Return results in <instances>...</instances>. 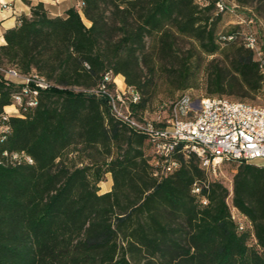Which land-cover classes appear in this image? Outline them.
I'll list each match as a JSON object with an SVG mask.
<instances>
[{
    "label": "trees",
    "instance_id": "1",
    "mask_svg": "<svg viewBox=\"0 0 264 264\" xmlns=\"http://www.w3.org/2000/svg\"><path fill=\"white\" fill-rule=\"evenodd\" d=\"M215 1L80 0L51 16L24 0L30 14L3 31L0 66L35 70L53 86L36 107L3 120L18 88L0 81V264H264L263 166L226 162L236 166L231 203L246 218L239 231L228 189L194 156H180L178 169L158 180L148 137L116 119L106 97L87 92L110 73L142 93L143 68L155 60L172 67L174 90L194 87L199 65L178 60L180 38L223 59L206 65L207 100L257 95L259 62L235 41L240 33L218 42ZM150 100L131 106L136 118ZM4 152L32 163L11 165ZM107 174L111 189L99 194Z\"/></svg>",
    "mask_w": 264,
    "mask_h": 264
},
{
    "label": "built area",
    "instance_id": "2",
    "mask_svg": "<svg viewBox=\"0 0 264 264\" xmlns=\"http://www.w3.org/2000/svg\"><path fill=\"white\" fill-rule=\"evenodd\" d=\"M201 7H206L209 0H194ZM0 6H4L0 2ZM79 7L82 3H79ZM237 7V6H235ZM234 8V7H233ZM223 0L215 1V13L224 14L233 12ZM232 34H219L218 42L223 46L233 42ZM242 44L252 52L258 50V41L254 34L242 37ZM261 72L264 74V58L256 59ZM107 73L103 82L96 88L87 92L96 96L106 97L111 112L116 119L129 126L139 134L146 135L152 141L151 166L152 174L158 180L172 173L179 167V157L194 156L200 169L209 171L217 179L216 173L220 166L226 162L253 164L264 162V106H257L221 96L217 97V109H209L207 97L182 101V94L178 97L160 103L153 117L144 111L138 118L132 113V105L139 103L140 98L133 87H128L124 80V89L116 91L109 89L115 77ZM0 81L6 85L18 88L17 96H13L12 107L14 114L6 111L4 107L2 119L10 116H20L21 110L31 109L38 105V98L42 91L53 86L47 80H39V74L32 70L23 74L10 66H0ZM116 85V84H115ZM117 87V86H116ZM197 118H206L207 126H198ZM0 127V131H6ZM11 165L21 163L31 164L29 156L24 153L8 154L4 152ZM199 188L193 192L198 194ZM203 203H206L203 200ZM231 219L237 224L239 231L246 225V218L228 202Z\"/></svg>",
    "mask_w": 264,
    "mask_h": 264
},
{
    "label": "rangeland",
    "instance_id": "3",
    "mask_svg": "<svg viewBox=\"0 0 264 264\" xmlns=\"http://www.w3.org/2000/svg\"><path fill=\"white\" fill-rule=\"evenodd\" d=\"M223 2L230 9H232L233 7L234 8L233 12H227L220 16V20L218 21V24L216 26V33L223 34L232 31L235 33H240L241 36H238V38L235 40L238 43H241L243 35L254 34L258 41V50L261 53V56L258 57L257 53L253 52L254 58H264V1L257 3L247 0L245 5L237 3L236 0H223ZM84 23L86 26H88L89 24L86 20L84 21ZM147 42L148 45H150L151 41L147 40ZM174 47L175 53H177L178 60H184L188 58L190 63L199 65V70L196 74V82L194 87L192 88L184 90H174L171 87V83L174 82L175 79L172 76L173 72H171V70H168L169 68H172L169 64L155 60L150 65V68H143L142 79L146 83V88L142 93H138L140 97H144L146 99L152 97V100L148 102L147 108V112L152 117L154 112L156 111L157 106L160 103L167 100H172L181 95L183 92H188L184 95H187L191 99L192 97L194 99L206 97V65L211 60H215L217 62H222L223 60L219 55L207 57L200 54L196 47V44L189 40L176 38L174 41ZM122 80H124V77L122 75H119L117 78H115L114 81H112L113 85L116 88V91H118V89L122 90L124 88ZM227 97L252 105L264 106V83L261 91L255 96H251L245 99H239L232 96ZM8 113L14 114L15 110L13 108H10L8 109ZM73 155L75 154L69 155V158L74 157ZM145 155L150 156L151 150L146 151L145 149ZM253 164L264 167L263 161H259ZM235 173L236 166L233 163L222 164L216 173L217 179H219L224 187H226L229 191V203L231 202L232 179ZM111 186L112 178L110 174H107L105 176V180L99 184V194L110 191Z\"/></svg>",
    "mask_w": 264,
    "mask_h": 264
},
{
    "label": "crops",
    "instance_id": "4",
    "mask_svg": "<svg viewBox=\"0 0 264 264\" xmlns=\"http://www.w3.org/2000/svg\"><path fill=\"white\" fill-rule=\"evenodd\" d=\"M31 4L41 2L51 16H63L73 7H79L80 0H28ZM4 6H0V46L4 45L3 31L14 28L18 18L22 15L29 16L30 7L24 0H0ZM89 26V24H88Z\"/></svg>",
    "mask_w": 264,
    "mask_h": 264
},
{
    "label": "bare ground",
    "instance_id": "5",
    "mask_svg": "<svg viewBox=\"0 0 264 264\" xmlns=\"http://www.w3.org/2000/svg\"><path fill=\"white\" fill-rule=\"evenodd\" d=\"M117 78V77H115ZM114 78V80H115ZM39 80H45L42 77L39 76ZM124 89V88H123ZM122 89V90H123ZM14 96H17V94L15 93ZM137 96L138 98H140L138 92H137ZM191 98L188 97L187 95H183L182 96V101H189ZM207 104H209V109H217L218 107V99H212V100H207ZM12 107L6 108V111H8V109H10ZM197 125L198 126H207V119L206 118H197ZM152 143V141H150Z\"/></svg>",
    "mask_w": 264,
    "mask_h": 264
}]
</instances>
